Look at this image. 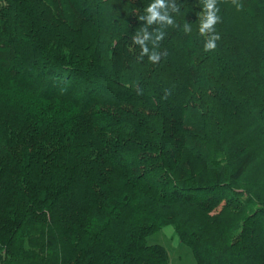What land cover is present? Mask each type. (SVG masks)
Instances as JSON below:
<instances>
[{"label":"trees","instance_id":"obj_1","mask_svg":"<svg viewBox=\"0 0 264 264\" xmlns=\"http://www.w3.org/2000/svg\"><path fill=\"white\" fill-rule=\"evenodd\" d=\"M206 5L0 0V264H264V0Z\"/></svg>","mask_w":264,"mask_h":264},{"label":"rangeland","instance_id":"obj_2","mask_svg":"<svg viewBox=\"0 0 264 264\" xmlns=\"http://www.w3.org/2000/svg\"><path fill=\"white\" fill-rule=\"evenodd\" d=\"M146 242L164 246L169 255V264H196L190 248L178 239L171 226H164L148 235Z\"/></svg>","mask_w":264,"mask_h":264},{"label":"clouds","instance_id":"obj_3","mask_svg":"<svg viewBox=\"0 0 264 264\" xmlns=\"http://www.w3.org/2000/svg\"><path fill=\"white\" fill-rule=\"evenodd\" d=\"M158 3H160L162 5V0H158ZM214 5H215V0H207V9H208V14H207V19L205 22L202 23L201 27H200V32L204 33L205 31H213V26L216 25L218 23V21L220 20V17L216 15V12L219 11V9H214ZM156 7L157 5H152L148 11L152 13L151 17L149 18V21L151 22V20H154L158 17V13L156 12ZM160 19H164L163 17H160ZM169 23H171V21H169ZM219 35L216 34L214 36H212L207 43H205L204 45V50L205 51H211L214 50L217 45H216V41L219 39ZM152 59H155V57H153Z\"/></svg>","mask_w":264,"mask_h":264}]
</instances>
